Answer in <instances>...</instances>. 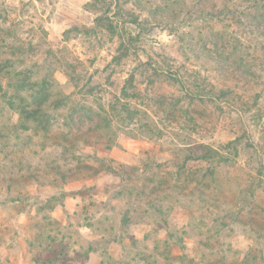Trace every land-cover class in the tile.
<instances>
[{"label":"rangeland","instance_id":"1","mask_svg":"<svg viewBox=\"0 0 264 264\" xmlns=\"http://www.w3.org/2000/svg\"><path fill=\"white\" fill-rule=\"evenodd\" d=\"M89 1L0 0V56L71 94L33 122L0 86V264H264L262 1L112 0L119 63ZM202 144L230 158L216 189L177 167Z\"/></svg>","mask_w":264,"mask_h":264},{"label":"trees","instance_id":"2","mask_svg":"<svg viewBox=\"0 0 264 264\" xmlns=\"http://www.w3.org/2000/svg\"><path fill=\"white\" fill-rule=\"evenodd\" d=\"M228 1V3H227ZM239 1V0H223V4L225 7H228L227 4ZM264 6V0H260ZM112 0H90L87 2V7L90 10L97 12V16H95V23L98 26H101L109 33L115 34L118 37V44L115 50V55L112 56L111 62L119 63L122 59L128 56L129 51L132 49V43L134 38L132 36H125L122 33L117 31V26L114 24V20L116 15H110L112 11ZM117 21H121L120 19ZM134 22H138L137 18H134ZM18 39V38H17ZM4 54L6 56L2 58L0 56V86L2 82L7 83V88L12 90V94L14 95L13 101L15 102L12 105V109L16 110L23 116V120L25 121H33L36 122L40 120L44 115H46V111L51 107H57L60 102H66L70 99L71 94H67L65 96H56L55 98L52 97V101L48 103L49 96L46 92L49 89L50 84H46L44 81H37L35 84L32 83L31 85V77L32 71L28 68H17L14 66L13 61L18 60L19 58H23L26 55V49L23 43L21 42H5L4 43ZM134 79V75L130 74L128 78H126L125 84L122 87V92L127 93L129 87L132 85V81ZM69 80L72 82L76 81V78L69 74ZM213 96L216 99H223L226 92L223 89H218L212 91ZM47 116V115H46ZM69 130L66 132H62L60 137L62 139H67V135ZM107 147H111V140L107 139ZM201 152L199 154H195L192 151H188L185 158L182 162L177 164L178 169H184L187 167L188 161H202L206 164L204 181H198L194 183H203L207 187L215 188L217 187L218 183V176L220 173V168L222 165L226 164L230 160L229 157L222 154L217 148L212 147L207 144L200 145ZM64 154L67 153V150L64 149ZM98 172V171H97ZM96 172V173H97ZM62 178H65L67 174L64 172H58ZM84 174V173H83ZM85 176H89L90 174H84ZM194 181V180H193ZM259 188L263 186H258ZM260 206H258L259 208ZM264 211V208L257 213L259 216ZM229 213V212H226ZM239 213V212H238ZM171 235H169V241H167L165 246L169 248L173 245L172 240H170ZM166 241V240H165ZM176 245L180 251H184L183 246ZM185 248V246H184Z\"/></svg>","mask_w":264,"mask_h":264}]
</instances>
